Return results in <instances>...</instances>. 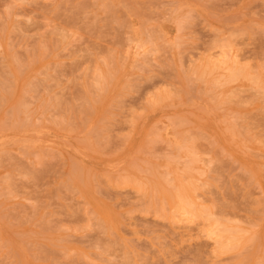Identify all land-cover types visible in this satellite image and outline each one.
<instances>
[{
    "label": "rangeland",
    "instance_id": "rangeland-1",
    "mask_svg": "<svg viewBox=\"0 0 264 264\" xmlns=\"http://www.w3.org/2000/svg\"><path fill=\"white\" fill-rule=\"evenodd\" d=\"M0 264H264V0H0Z\"/></svg>",
    "mask_w": 264,
    "mask_h": 264
},
{
    "label": "bare ground",
    "instance_id": "bare-ground-1",
    "mask_svg": "<svg viewBox=\"0 0 264 264\" xmlns=\"http://www.w3.org/2000/svg\"><path fill=\"white\" fill-rule=\"evenodd\" d=\"M234 62H236V61H234ZM226 63H228L227 61H226ZM235 64V63H234ZM231 66V65H230ZM234 67V66H233ZM236 67V66H235ZM236 69V68H235ZM235 69H233V70H235ZM231 70V69H230ZM203 71V70H202ZM207 71V70H206ZM223 71V70H222ZM236 71H238L237 69L235 70V73H236ZM223 72H225V71H223ZM231 72V71H230ZM229 72V74L227 75V76H229V77H227V78H229V80L231 79H234L235 80V74H234V71H233V73L231 72L230 73ZM240 73V72H239ZM209 74V73H208ZM237 74H238V72H237ZM241 74V73H240ZM238 76V75H237ZM221 77H223V76H221ZM238 78H240V77H238ZM242 79V78H241ZM250 79V78H249ZM103 80V79H102ZM225 80V79H224ZM212 81V80H211ZM226 81V80H225ZM222 82V81H221ZM224 82V81H223ZM233 83V82H232ZM224 84V83H223ZM223 87V86H222ZM249 87H251V85L249 86ZM229 94H230V92H229ZM234 138V137H233ZM194 185V184H193ZM193 188V187H192ZM180 189V188H179ZM195 189V188H194ZM176 190V189H175ZM187 192V191H186ZM181 193V192H180ZM177 196V195H176ZM172 197L173 199L174 198H178V197ZM181 196V195H180ZM162 197V196H161ZM169 197V196H168ZM182 197V196H181ZM170 198V197H169ZM161 199V198H160ZM184 199V198H183ZM175 200V199H174ZM191 200V199H190ZM172 201V200H171ZM176 201V200H175ZM184 200H182L181 201V199L179 200H177L176 202H170L169 204H170V206L173 208V210L174 211H176L177 212V214L182 218V219H188V218H190V217H193V216H195V212H193L194 211V206H193V204H187V203H185V201L183 202ZM187 202V201H186ZM174 203V204H173ZM188 203H189V201H188ZM195 204V203H194ZM175 205V206H174ZM191 207H192V209H191ZM172 210V211H173ZM175 212V213H176ZM175 215V214H174ZM179 217V218H180ZM170 218H172V217H170ZM169 218V219H170ZM174 221V220H173ZM217 225V224H216ZM216 225H214V226H216ZM210 227V226H209ZM217 227V226H216ZM212 228V227H211ZM213 229V228H212ZM219 229V228H218ZM210 231V230H209ZM206 234V233H205ZM218 234H220V233H218ZM209 235L210 236H212V235H216V234H214V230H213V232H210L209 233ZM209 236V237H210ZM218 236V235H217ZM215 237V238H217V239H214V240H218V241H220L218 244L220 245V247L222 246V244L221 243H223V242H221L222 241V235L220 234V236H218V237ZM232 236V235H231ZM214 237V236H213ZM229 238V237H228ZM220 239V240H219ZM209 240V239H208ZM215 242H217V241H215ZM248 245V244H247Z\"/></svg>",
    "mask_w": 264,
    "mask_h": 264
}]
</instances>
